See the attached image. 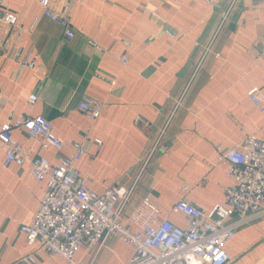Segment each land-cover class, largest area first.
I'll list each match as a JSON object with an SVG mask.
<instances>
[{
	"label": "crops",
	"instance_id": "1",
	"mask_svg": "<svg viewBox=\"0 0 264 264\" xmlns=\"http://www.w3.org/2000/svg\"><path fill=\"white\" fill-rule=\"evenodd\" d=\"M50 5L66 10L72 37L43 14L38 0L3 2L17 20L12 26L0 22V122L42 115L64 146L44 148L18 129L12 131L14 141L51 164L70 152L72 140L85 141L76 166L89 188L101 192L112 184H134L123 220L144 196L180 227L185 218L170 212L177 200L203 211L222 202L231 179L226 161L217 160L218 148L250 134L264 138V0H50ZM29 53L35 65L20 67ZM123 54L126 63L119 60ZM254 86L260 106L248 95ZM184 88L164 147L140 171ZM84 96L103 103L95 120L78 109ZM136 115L151 121L147 132L134 125ZM3 159L0 152V264H10L37 249L19 226L37 211L45 182L30 175L29 163L4 166ZM225 250L227 264H264V215L238 226ZM133 253L108 233L98 250L82 245L75 258L83 264H126ZM36 262L69 264L41 249Z\"/></svg>",
	"mask_w": 264,
	"mask_h": 264
},
{
	"label": "built area",
	"instance_id": "2",
	"mask_svg": "<svg viewBox=\"0 0 264 264\" xmlns=\"http://www.w3.org/2000/svg\"><path fill=\"white\" fill-rule=\"evenodd\" d=\"M3 2L0 0V22L12 26L17 15L4 9ZM38 2L43 14L59 24L66 36L72 37L66 10L54 11L50 0ZM226 16L227 10L222 13L221 21ZM165 32L169 37L174 36L169 29ZM89 42L97 46L95 40ZM124 43L130 46L129 42ZM15 53L19 55L20 52L17 50ZM35 60L36 56L29 53L20 59V67H33ZM119 60L126 63L127 54L121 55ZM185 89L165 116L162 127L140 162V171L149 157L164 147L165 130L182 104ZM248 95L255 105L260 106L262 98L256 86L250 88ZM35 99L34 94L29 95V102ZM102 107V102L87 96L78 103V109L91 120L99 116ZM133 123L143 132L152 127L151 121L140 115L134 117ZM13 129L24 130L44 148L60 150L64 142L53 132L50 120L42 115L24 114L12 122H0L3 165L29 163L30 175L45 182L37 211L30 222L20 224L19 230L29 245L37 244V249L60 256L69 264H83L75 258L77 249L85 245L88 250H98L108 233L118 236L134 249L126 264H227L229 256L225 244L233 237L235 229L264 215V138L255 134L230 147L218 148L217 160L226 161V174L231 179L224 189L222 202L216 203L209 211H203L184 199L171 206L170 212L180 214L186 220V225L180 227L167 216H161V208L148 196L141 198L123 220L124 208L134 184H112L101 192L89 188L76 166L86 151L85 141L72 140L70 152L51 164L45 156L32 155L29 148L15 142ZM92 141L97 146L102 143L99 138ZM37 249L10 264H38Z\"/></svg>",
	"mask_w": 264,
	"mask_h": 264
}]
</instances>
